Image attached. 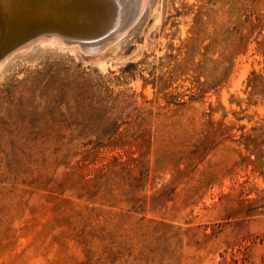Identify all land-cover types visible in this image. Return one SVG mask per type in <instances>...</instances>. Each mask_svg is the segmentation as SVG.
I'll return each mask as SVG.
<instances>
[{
	"label": "rangeland",
	"instance_id": "1",
	"mask_svg": "<svg viewBox=\"0 0 264 264\" xmlns=\"http://www.w3.org/2000/svg\"><path fill=\"white\" fill-rule=\"evenodd\" d=\"M136 16L0 60V264H264V0Z\"/></svg>",
	"mask_w": 264,
	"mask_h": 264
},
{
	"label": "bare ground",
	"instance_id": "2",
	"mask_svg": "<svg viewBox=\"0 0 264 264\" xmlns=\"http://www.w3.org/2000/svg\"><path fill=\"white\" fill-rule=\"evenodd\" d=\"M146 3L147 0H0V60L10 50L45 35L42 33L54 36L50 40L100 48L96 43L101 38H117V32L141 14ZM104 43L109 45L111 41Z\"/></svg>",
	"mask_w": 264,
	"mask_h": 264
},
{
	"label": "water",
	"instance_id": "3",
	"mask_svg": "<svg viewBox=\"0 0 264 264\" xmlns=\"http://www.w3.org/2000/svg\"><path fill=\"white\" fill-rule=\"evenodd\" d=\"M0 34H1V32H0ZM42 34H47V33H42ZM81 44H82V43H81ZM83 45H85V43H84Z\"/></svg>",
	"mask_w": 264,
	"mask_h": 264
}]
</instances>
